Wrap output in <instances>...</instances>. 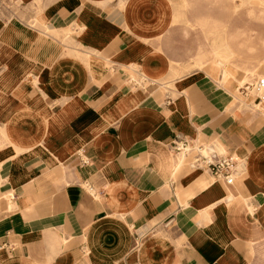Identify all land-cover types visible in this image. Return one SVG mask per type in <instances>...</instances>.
<instances>
[{
  "label": "crops",
  "instance_id": "0c3cea01",
  "mask_svg": "<svg viewBox=\"0 0 264 264\" xmlns=\"http://www.w3.org/2000/svg\"><path fill=\"white\" fill-rule=\"evenodd\" d=\"M263 78L264 0H0V264H264Z\"/></svg>",
  "mask_w": 264,
  "mask_h": 264
},
{
  "label": "built area",
  "instance_id": "2783aa9c",
  "mask_svg": "<svg viewBox=\"0 0 264 264\" xmlns=\"http://www.w3.org/2000/svg\"><path fill=\"white\" fill-rule=\"evenodd\" d=\"M256 90L260 93L264 91V78L260 79L256 85ZM262 99V98H260ZM191 141L177 136L173 141V149L175 152L184 154L185 157L192 156L195 153L194 161L202 163L215 179H223L227 184L234 182L233 171L236 167V162L232 157H220L214 151L207 150L204 147H193ZM195 150L194 152L192 150ZM140 237H137L135 249L140 246Z\"/></svg>",
  "mask_w": 264,
  "mask_h": 264
},
{
  "label": "rangeland",
  "instance_id": "374dc122",
  "mask_svg": "<svg viewBox=\"0 0 264 264\" xmlns=\"http://www.w3.org/2000/svg\"><path fill=\"white\" fill-rule=\"evenodd\" d=\"M168 88H169V89H173V85H170V84H169V85H168Z\"/></svg>",
  "mask_w": 264,
  "mask_h": 264
}]
</instances>
